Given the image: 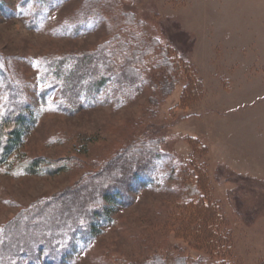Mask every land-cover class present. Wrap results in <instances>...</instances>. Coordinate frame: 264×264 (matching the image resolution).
Wrapping results in <instances>:
<instances>
[{
    "label": "rangeland",
    "instance_id": "obj_1",
    "mask_svg": "<svg viewBox=\"0 0 264 264\" xmlns=\"http://www.w3.org/2000/svg\"><path fill=\"white\" fill-rule=\"evenodd\" d=\"M102 49L97 88L67 97L56 64ZM11 91L33 122L0 164V230L85 185L99 207L113 169L118 203L50 264H219L193 235L203 195L226 264H264V0H0V130Z\"/></svg>",
    "mask_w": 264,
    "mask_h": 264
},
{
    "label": "trees",
    "instance_id": "obj_2",
    "mask_svg": "<svg viewBox=\"0 0 264 264\" xmlns=\"http://www.w3.org/2000/svg\"><path fill=\"white\" fill-rule=\"evenodd\" d=\"M69 57L81 58L77 59L76 64L71 63L73 64L71 67L67 64H56L54 68L57 76L65 80L63 93L68 95L67 97H72L77 96L79 92L77 87L82 86V82L83 85H86H84L85 90L89 88L95 90L97 88L96 81L93 78L96 76L95 73L94 76L91 75L92 77L88 79H82L83 76L86 77V63L90 64L94 59L95 63H91L90 66L97 64V67H100L99 70H101L105 68V63L98 64V60H100L98 57H115V54L114 51L109 50L105 53L102 49L93 54L70 55ZM157 57H168L165 49H159ZM55 62L58 61L55 60ZM55 62L53 61L54 65ZM166 65L169 69H175L177 62L168 63L167 61ZM15 94L11 91L9 100L13 111L7 112L0 130V164L5 162L9 155L22 147L24 134L33 122L31 118H27V115L23 114L25 111L20 108ZM35 165H37L36 161L33 162L31 167L35 168ZM133 167L135 169L138 165ZM104 176V178L99 179L102 185L93 184L92 181L90 184L92 183L91 186L96 185L95 189L102 192L101 202L116 204L120 197V193H116V189L119 187L114 185L104 187L103 183L106 178H108V181L111 180L113 184L118 181L113 176V169H108ZM119 182H122V180L120 179ZM88 186L82 187L83 194L75 193L76 190H73L58 198L40 202L19 218L5 225L0 230V264H19L17 263L19 261L18 257L22 256L39 263L43 261L44 264H50L49 260L52 261L56 257L55 260L60 261L63 258L70 259L72 254L68 252L73 250L71 243L76 240V235L81 233L84 228H87L90 233L94 232L97 227L96 220L107 218L109 212L106 208L107 205L101 203L99 207L92 205V200L89 199L92 192L87 190ZM187 205L191 207L192 215L195 216L190 222L193 225L195 224L193 235L196 237L197 242L204 244L210 254H215L220 258L221 263L219 264H226L222 253L225 239L217 231L218 226L221 225V217L216 204L203 195L201 202L195 203L192 199H189ZM41 257L43 258L41 259ZM140 264H189V262L181 256L168 255L165 258L156 257L151 261L146 260ZM199 264L212 263L200 261Z\"/></svg>",
    "mask_w": 264,
    "mask_h": 264
},
{
    "label": "crops",
    "instance_id": "obj_3",
    "mask_svg": "<svg viewBox=\"0 0 264 264\" xmlns=\"http://www.w3.org/2000/svg\"><path fill=\"white\" fill-rule=\"evenodd\" d=\"M256 175V174H255ZM258 175V174H257Z\"/></svg>",
    "mask_w": 264,
    "mask_h": 264
}]
</instances>
